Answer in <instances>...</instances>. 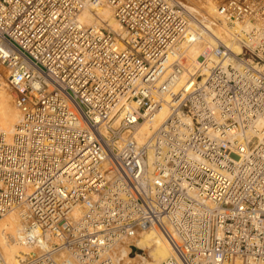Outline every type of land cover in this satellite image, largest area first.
Instances as JSON below:
<instances>
[{
    "label": "built area",
    "instance_id": "2783aa9c",
    "mask_svg": "<svg viewBox=\"0 0 264 264\" xmlns=\"http://www.w3.org/2000/svg\"><path fill=\"white\" fill-rule=\"evenodd\" d=\"M104 7L121 36L81 23ZM216 11L255 47L234 54L180 0H0L17 264H118L116 242L151 229L163 264H264V5Z\"/></svg>",
    "mask_w": 264,
    "mask_h": 264
},
{
    "label": "bare ground",
    "instance_id": "6f19581e",
    "mask_svg": "<svg viewBox=\"0 0 264 264\" xmlns=\"http://www.w3.org/2000/svg\"><path fill=\"white\" fill-rule=\"evenodd\" d=\"M200 2L201 3H199L198 5L188 4L186 5V7L190 12L200 15L202 18V23L212 32V34L217 39H219L222 43L229 47L234 54H238L241 52V45H245L247 47H255L257 41H249L245 39L243 34L241 33V29H245L246 31H249L251 29V26L248 24V22H246L243 26L241 24H234L232 27H229L225 22H220L221 17L217 15L216 11V4H218L217 1L214 2L211 0H200ZM200 9L204 11V13H201ZM79 19L85 26H102L114 32L117 36L122 35L121 27L113 18L110 9L106 7L96 10L95 13L86 11L80 16ZM209 44H214V42L210 41ZM204 49L205 48H202L200 46H193L188 49V56L193 60ZM2 68L3 66L0 65V69ZM9 90H11V88L0 77V132L6 135L7 141L10 140L15 125L20 118L19 113L17 112L11 100L12 98L10 96ZM164 116L165 112H162L158 117V122H160L164 118ZM21 229L22 222L19 213L16 211H11L0 219V253L2 254L6 264H17V258L22 253H25L27 251L25 247L17 242V235ZM151 234L161 235L155 229H151L140 233L132 240L116 242L111 252L112 257L117 261L118 264H128L129 261L127 262L125 257L126 254L131 252L129 249L130 246L133 245L137 249L136 244L139 243V245L146 251L145 255L148 258L146 259L141 257V262L136 260L137 264H147L148 262L153 264H156L158 262L159 264L165 263L172 256V251L168 243H164L167 251H164L165 255H163V257L158 260V258L155 257L157 255V241L155 242L154 240H152V237L149 236ZM9 236L13 237L12 245L8 244ZM127 251L129 252L127 253ZM136 256H134V259L136 258ZM154 258L156 260H154Z\"/></svg>",
    "mask_w": 264,
    "mask_h": 264
},
{
    "label": "rangeland",
    "instance_id": "374dc122",
    "mask_svg": "<svg viewBox=\"0 0 264 264\" xmlns=\"http://www.w3.org/2000/svg\"><path fill=\"white\" fill-rule=\"evenodd\" d=\"M183 4H185V5H198L199 3H201L200 2V0H180ZM202 1V0H201ZM203 1H206V0H203ZM211 1H217V3L218 4H216V7H217V5H219V4H221V3H223L224 1H226V0H211ZM262 1V4L264 5V0H261ZM201 10V9H200ZM201 13H204V11H200ZM0 77L3 79V81H5V83L7 84V71H6V69L3 67L2 69H0ZM4 77V78H3ZM9 92H10V96H11V100H12V102H13V100H14V97H15V95H14V92L12 91V90H9ZM12 94V95H11ZM14 96V97H13ZM149 236H151L152 237V240H154L155 242H156V258H158V260H160L162 257H163V255H165V253H164V251H167V248L164 246L165 244L164 243H166V241H165V239L162 237V235H159V234H151V235H149ZM160 236V237H159ZM10 237V236H9ZM8 237V244L9 245H12V243H13V237H10L9 238ZM154 238V239H153ZM137 245V249L135 248V246H130V253H128L129 251H127V253L128 254H126V261L128 262V264H137V261H139V262H141V260H142V258H148V257H146V251L144 250V248H142L140 245H139V243H137L136 244ZM142 254H144V255H142ZM137 255V256H136ZM138 255H139V257H138ZM128 256V257H127ZM134 256H136V258L134 259ZM142 257V258H141ZM141 259V260H140ZM137 260V261H136ZM154 260H156L155 258H154ZM138 262V263H139ZM139 264H141V263H139ZM147 264H153V263H150V262H148ZM155 264V263H154ZM156 264H159V262L158 263H156Z\"/></svg>",
    "mask_w": 264,
    "mask_h": 264
}]
</instances>
